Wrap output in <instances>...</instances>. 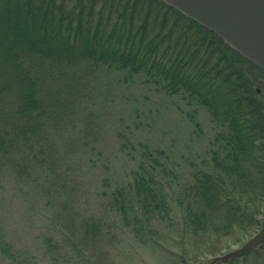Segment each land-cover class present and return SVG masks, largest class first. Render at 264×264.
<instances>
[{
    "label": "trees",
    "instance_id": "1",
    "mask_svg": "<svg viewBox=\"0 0 264 264\" xmlns=\"http://www.w3.org/2000/svg\"><path fill=\"white\" fill-rule=\"evenodd\" d=\"M99 72L142 75L204 107L215 126L209 166L174 181V205L164 182L141 166L130 191L110 194L132 236L159 246L190 239L213 255L250 234L264 211V70L162 0H0V179L42 173L56 193L57 175L66 181L70 170L64 110L87 103ZM8 250L0 241V252Z\"/></svg>",
    "mask_w": 264,
    "mask_h": 264
},
{
    "label": "rangeland",
    "instance_id": "2",
    "mask_svg": "<svg viewBox=\"0 0 264 264\" xmlns=\"http://www.w3.org/2000/svg\"><path fill=\"white\" fill-rule=\"evenodd\" d=\"M143 80L99 72L87 103L64 110L61 126L70 146L63 159L70 170L66 181L63 173L57 175L56 193L48 191L49 178L42 173L27 182L0 179V241L9 247V254L0 252V264H179L180 255L186 264H198L211 256L201 255L190 239L183 247L140 243L108 205L113 191H130L139 166L164 182L174 205V181L185 182L192 170L210 163L208 141L215 126L205 108ZM259 93L264 97V83ZM89 225L104 237L94 238ZM262 250L229 264H264Z\"/></svg>",
    "mask_w": 264,
    "mask_h": 264
},
{
    "label": "water",
    "instance_id": "3",
    "mask_svg": "<svg viewBox=\"0 0 264 264\" xmlns=\"http://www.w3.org/2000/svg\"><path fill=\"white\" fill-rule=\"evenodd\" d=\"M201 24L246 59L264 70V0H162ZM259 228L237 246L211 255L198 264L240 263L251 250L264 245V213Z\"/></svg>",
    "mask_w": 264,
    "mask_h": 264
}]
</instances>
